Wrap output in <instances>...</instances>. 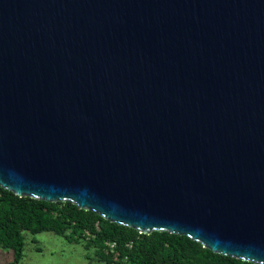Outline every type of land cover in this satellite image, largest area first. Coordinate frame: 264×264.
<instances>
[{
  "label": "water",
  "instance_id": "1",
  "mask_svg": "<svg viewBox=\"0 0 264 264\" xmlns=\"http://www.w3.org/2000/svg\"><path fill=\"white\" fill-rule=\"evenodd\" d=\"M0 187L264 264V0H0Z\"/></svg>",
  "mask_w": 264,
  "mask_h": 264
},
{
  "label": "trees",
  "instance_id": "2",
  "mask_svg": "<svg viewBox=\"0 0 264 264\" xmlns=\"http://www.w3.org/2000/svg\"><path fill=\"white\" fill-rule=\"evenodd\" d=\"M52 232L69 243L93 251L90 262L103 264H251L214 254L185 236L165 232L149 235L112 224L71 203H48L18 197L0 187V249H10L18 264L23 232ZM115 243L114 251L105 245Z\"/></svg>",
  "mask_w": 264,
  "mask_h": 264
},
{
  "label": "rangeland",
  "instance_id": "3",
  "mask_svg": "<svg viewBox=\"0 0 264 264\" xmlns=\"http://www.w3.org/2000/svg\"><path fill=\"white\" fill-rule=\"evenodd\" d=\"M24 247L18 264H103L90 262L93 251H85L81 244L69 243L52 232L31 234L23 232ZM14 259L10 249H0V264H7Z\"/></svg>",
  "mask_w": 264,
  "mask_h": 264
},
{
  "label": "built area",
  "instance_id": "4",
  "mask_svg": "<svg viewBox=\"0 0 264 264\" xmlns=\"http://www.w3.org/2000/svg\"><path fill=\"white\" fill-rule=\"evenodd\" d=\"M105 245L110 249L111 252L114 251L115 243H106Z\"/></svg>",
  "mask_w": 264,
  "mask_h": 264
}]
</instances>
